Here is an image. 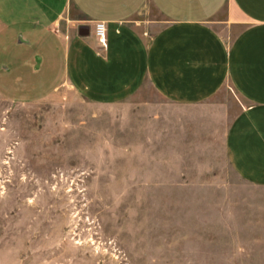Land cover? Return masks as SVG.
<instances>
[{"label": "rangeland", "instance_id": "1", "mask_svg": "<svg viewBox=\"0 0 264 264\" xmlns=\"http://www.w3.org/2000/svg\"><path fill=\"white\" fill-rule=\"evenodd\" d=\"M218 117L151 87L0 88V264H264V185L232 167Z\"/></svg>", "mask_w": 264, "mask_h": 264}, {"label": "crops", "instance_id": "2", "mask_svg": "<svg viewBox=\"0 0 264 264\" xmlns=\"http://www.w3.org/2000/svg\"><path fill=\"white\" fill-rule=\"evenodd\" d=\"M0 25L2 91L44 96L67 83L116 103L151 87L226 119L230 164L264 185V0H0Z\"/></svg>", "mask_w": 264, "mask_h": 264}, {"label": "built area", "instance_id": "3", "mask_svg": "<svg viewBox=\"0 0 264 264\" xmlns=\"http://www.w3.org/2000/svg\"><path fill=\"white\" fill-rule=\"evenodd\" d=\"M95 34L102 45H106L107 26L105 21H97L95 23Z\"/></svg>", "mask_w": 264, "mask_h": 264}, {"label": "water", "instance_id": "4", "mask_svg": "<svg viewBox=\"0 0 264 264\" xmlns=\"http://www.w3.org/2000/svg\"><path fill=\"white\" fill-rule=\"evenodd\" d=\"M87 33H89V28H87Z\"/></svg>", "mask_w": 264, "mask_h": 264}]
</instances>
